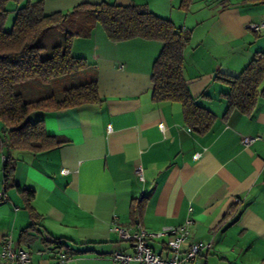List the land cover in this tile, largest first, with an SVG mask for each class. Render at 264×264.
<instances>
[{
    "label": "crops",
    "instance_id": "crops-1",
    "mask_svg": "<svg viewBox=\"0 0 264 264\" xmlns=\"http://www.w3.org/2000/svg\"><path fill=\"white\" fill-rule=\"evenodd\" d=\"M42 1L46 14L81 4H140L170 19L190 37L184 49V77L197 102L216 116L202 135L184 124L178 102L152 100V65L162 43L134 37L110 40L96 25L87 39L75 38L71 52L89 67L60 77L53 92L95 75L99 102L53 112H35L45 131L68 142L39 153L11 149L14 167L6 187L5 154L0 152V250L6 234L30 252V264H120L112 253H132L109 227L114 219L136 230L157 231L192 219L185 249L211 242L197 264H264V97L250 114L234 109L220 93L221 79L237 76L264 50V33L248 29L264 21V0H16ZM91 45L92 53L77 48ZM264 85V82H262ZM205 92L206 96L201 94ZM242 136H257L244 145ZM139 168V171H138ZM29 205L40 216L32 239L20 238L32 222ZM235 207L236 211H232ZM132 210H137L132 217ZM59 238L65 245L56 247ZM165 237L150 241L165 253ZM128 264H140L131 260Z\"/></svg>",
    "mask_w": 264,
    "mask_h": 264
},
{
    "label": "trees",
    "instance_id": "trees-1",
    "mask_svg": "<svg viewBox=\"0 0 264 264\" xmlns=\"http://www.w3.org/2000/svg\"><path fill=\"white\" fill-rule=\"evenodd\" d=\"M10 1L16 0H0V152L6 155L3 162L6 187L14 167L11 149L39 153L68 142L63 136L48 134L42 119L31 120L33 113L53 112L100 101L95 75L60 88V95L51 90L58 87L54 83L60 77L89 67L85 57L72 54L71 47L75 36H90L96 25H100L112 41L134 37L160 41L162 48L151 70L152 100L180 103L184 124L196 134H205L214 124L215 114L190 94L184 77V49L190 33L177 27L170 19L140 4H81L67 12L46 14L42 1H27L17 8L12 26L7 30V4ZM189 3L190 0H182L181 6L186 8ZM36 79L52 85L46 95L35 97L34 94L39 92ZM221 79L227 85V90L219 94L227 103L224 116L234 109L250 114L258 98L264 97V50L255 52L237 76ZM30 83L34 91L25 97L21 89ZM201 95L206 96V93ZM18 189L25 193L32 218L20 238L32 239L28 231L37 227L40 216L29 205L33 191ZM232 211L236 208L233 207ZM136 212L132 210V217ZM51 241L58 248L65 245L59 238Z\"/></svg>",
    "mask_w": 264,
    "mask_h": 264
},
{
    "label": "built area",
    "instance_id": "built-area-1",
    "mask_svg": "<svg viewBox=\"0 0 264 264\" xmlns=\"http://www.w3.org/2000/svg\"><path fill=\"white\" fill-rule=\"evenodd\" d=\"M247 27L254 33H264V21L251 22ZM257 138L242 136L241 141L244 145H249ZM191 224L192 219L188 217L179 225L165 226L157 231H148L139 225L136 230H131L114 219L109 227L110 231L117 234L120 240L129 241L133 251L128 254L116 250L112 257L120 264H128L131 260H137L140 264H197L202 250L209 248L211 242L196 241L182 249V244L189 236ZM162 237L166 238L163 242L165 253L154 250L150 245L151 240ZM69 257V254L60 251L54 264H59ZM0 264H30V252L14 242L10 234H6L1 241Z\"/></svg>",
    "mask_w": 264,
    "mask_h": 264
},
{
    "label": "rangeland",
    "instance_id": "rangeland-1",
    "mask_svg": "<svg viewBox=\"0 0 264 264\" xmlns=\"http://www.w3.org/2000/svg\"><path fill=\"white\" fill-rule=\"evenodd\" d=\"M14 16H15V14L14 13H11V12H9V14H8V19H7V21H6V24H5V29H10L11 28V26H12V22H13V19H14ZM95 28V27H94ZM93 28V29H94ZM91 35V34H90ZM88 37H90V36H88ZM88 37H79V36H75L74 38H73V40L75 39V38H81V39H87ZM73 42V41H72ZM82 47L83 48H77V50L78 51H81V52H79V53H83L82 55H87L88 54V56L89 55H91V53H92V50H91V45H89V44H85V45H82ZM74 55V54H73ZM81 57H84V56H81ZM89 58H90V56H89ZM60 81L61 82H63L64 83V81H62V79H60ZM60 81H56L55 83H54V85L55 86H58V84H60ZM30 82H32V81H30ZM35 82H37V84H39V87H36L38 90H39V92H37L36 94H34L35 95V97H36V95H38V96H43V95H46V91L49 89V87L51 88L52 87V85H50V84H47V83H43V82H41L40 80H38V79H36V81ZM56 88V87H55ZM17 89H19V87H17ZM36 89V90H37ZM21 91H23L24 92V95H26L25 97H28L27 95H29L30 93H32V91H34V87H33V85H31V83L26 87V88H22L21 89ZM60 93L61 92H57V94L58 95H60ZM1 125H2V123L0 122V127H1Z\"/></svg>",
    "mask_w": 264,
    "mask_h": 264
}]
</instances>
